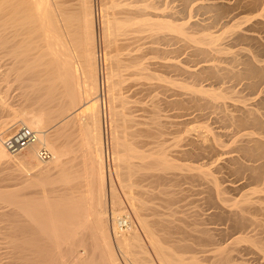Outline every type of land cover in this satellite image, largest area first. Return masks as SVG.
Instances as JSON below:
<instances>
[{"label":"bare ground","instance_id":"1","mask_svg":"<svg viewBox=\"0 0 264 264\" xmlns=\"http://www.w3.org/2000/svg\"><path fill=\"white\" fill-rule=\"evenodd\" d=\"M175 1L179 0H101V7L95 10L94 0H0V76H5L3 80L16 76L29 107L22 105V109L13 110L11 117L0 123V166L10 171L8 179L17 175L27 186L69 185L73 183V162L79 153L84 162L79 177L76 174L78 179L74 178L89 184L86 195L80 197L68 189L58 190L60 195L56 197L45 195L44 187L39 197L25 196V191L19 189H0V264H156L152 254L158 264H246L252 258L264 264V184L244 190L239 199L228 198L230 192L241 190L238 181L225 185L217 177L222 170H239L240 174L248 173L250 180L263 181L264 120L259 116L263 114L258 107L245 105L248 100L239 98L233 90L201 86L204 76L222 78L223 70L213 61L225 48L216 44L218 37L214 35L197 37L195 27L199 30V21L196 24L189 20L191 17L180 18V12L174 11ZM258 2L259 6L263 0ZM206 4L222 8L233 5L231 0H208L199 7H207ZM252 4L256 7L255 2ZM261 15L263 22L257 21L264 25V14ZM252 28L246 32H253ZM233 33L237 37L244 35L242 30ZM256 36L252 33V40L258 43ZM100 39L107 48L101 61L106 66L105 76H100ZM176 43L181 44L172 48ZM188 47L194 50L192 55H188ZM255 56L241 63L245 72L234 67L227 74L242 78L247 73L258 74L263 78L256 81L262 96L264 58ZM170 73L196 83H183L168 95L170 86L175 85L166 77ZM105 87L107 103L102 97ZM160 93L165 97H159ZM235 99L241 104L228 103ZM171 106L182 112L167 114ZM204 107L222 111L225 121L233 123L231 126L238 131L217 132L211 125L196 134L188 130L178 140L183 142L182 150L176 152L179 157L200 159L211 151L214 157H227L214 158L217 166L211 162L209 167L206 163L186 167L175 162L163 136L171 126L187 125L191 110ZM0 109L12 111L6 98L0 99ZM206 110L203 111L207 113ZM245 124L248 129L251 124L258 129L248 132ZM20 127L34 131L37 142L22 154L11 155L4 141ZM68 130L71 134L78 132V150L73 141L69 147L62 142ZM227 136L235 138L238 146L234 152L238 156L220 149L226 147L222 138ZM111 147L114 152L110 153ZM42 149L51 155L46 162L39 160ZM220 159H225V163H218ZM210 165L216 168L207 170ZM33 170L35 174L30 175ZM184 170H197L199 179L211 185L207 187L206 211H202L207 214L191 215V225L188 217L187 222L176 218L180 211L175 207L173 210L171 199L177 194L165 182L177 186L185 177H180L179 172ZM112 172L125 192V201L117 192ZM55 174L57 177L53 178ZM138 174L142 194L135 191L139 188ZM162 183V201L168 200L162 206H171L160 205L169 212L164 210L165 214L157 212L152 201L153 188ZM217 215H223L222 220L226 218L229 224L216 227ZM190 226L191 231L187 230ZM253 250L261 255L257 257ZM252 253L255 257L251 258Z\"/></svg>","mask_w":264,"mask_h":264},{"label":"rangeland","instance_id":"2","mask_svg":"<svg viewBox=\"0 0 264 264\" xmlns=\"http://www.w3.org/2000/svg\"><path fill=\"white\" fill-rule=\"evenodd\" d=\"M186 1L187 0H179V1H175V3H174V11H179L180 12L179 17L180 18H185L186 17L187 19H189L191 17V19H189V20H192V22L196 23V24L199 21L198 23H199V25H201V26L197 25V26H199V30H198L197 27H195V30L198 31L197 37H203L205 35L206 36L214 35V36L218 37V42L216 44L219 45V47H221V48H225V49H223V51L227 52V50H228V53H226V54H224L225 52H222L223 53L222 55L220 53V54H216V56L214 55L215 57L213 56L214 58H216L215 61H213V63L215 62V65L218 66L217 68H220V70H223L221 72L219 71L220 73H223L222 74V78L218 79V78H216V77H214L212 75H210V77L212 76L210 78L209 75H207L208 78L205 79L206 76H204L205 81L203 79V81L201 82V86L203 84V86H205V88L214 89V90H217V91L225 90V91L231 92L233 90L236 96H238L239 98L241 97V99H245L246 101L248 100L247 101L248 104L246 103L245 105H247V106L251 105V107H253V106L258 107L259 109L258 108L257 109L259 110V112L261 111L260 113L264 115V107H263L264 105L261 104V103H264V101L262 100V99H264V95H262L263 98H262L261 95H259L261 89L257 85L260 82V80L263 79V78H261V76H259L260 78L257 77L258 74L257 75H250L249 73H247V75L243 76V78H242V76H239V77L236 76V77H238V79L240 78L238 80L233 75L230 76V75L227 74L228 70L230 71V69L234 68V67H235V70L240 69L238 71L242 72L243 71L242 68H245V67H244V65L242 67L241 63L243 61H245L247 58H250V56L254 57L255 54H253V53H256L257 57L262 55L261 57H258V58H264L263 57L264 56V51H263L264 47H262V46H264V43H263L264 42V27H263L264 25L260 24L261 21L263 22V17H262L261 14L262 13L264 14V0L259 6L256 5V3H259L258 0H256V1L255 0L254 1L253 0H251V1L250 0H231V3H233V5H231V8H230V6L228 8L226 6H223V8H222V6L213 7V6H207V4H206L207 7L200 8L199 7L200 4H203V2L205 3L208 0H188L187 2ZM239 1H240V4H239ZM252 1L255 2V5H256V7H254V8H253L254 4H252L253 3ZM94 3H95V10H99V8L102 5L101 0H94ZM185 3H187V4H185ZM247 3H250V4H248V6H247ZM234 4H236V5L234 6ZM251 5H253V6H251ZM224 8H225V10H224ZM256 8H257V10H256ZM219 11H221L220 12L221 16L219 15L220 14ZM259 19H262V20H259ZM257 20L260 21V22H258ZM256 23L257 24L259 23V25L255 26ZM205 24H206V26H208V28H206V29H204V27H206ZM261 25H263V26H261ZM202 26H204V27L202 28ZM250 26H252L253 28L250 27ZM200 27L202 29H204V30H202ZM233 27L235 28V30H234ZM248 28H252L253 32L247 33L246 30ZM241 30H242V32L244 34L242 36L237 37L238 35L235 36L237 33H233V32H237V31H241ZM252 33H253V35H255V36L257 35L258 36V38H259L258 40L261 42L260 45L258 44L259 41H258V43H255V42H257V40H254V41L252 40V38H253L252 37ZM248 36H251V38L248 37ZM239 38H240V40H239ZM100 42H98L99 46L97 48L98 61H99V66L101 68L100 76L102 74H103V76H105V74L107 72L106 66L104 65V61L102 62L103 64L101 63V61L103 60L102 58H103V55L106 52L107 48H106V46H104L105 44L102 43L101 39H100ZM262 43H263V45H262ZM180 44L181 43H178V44L176 43L172 48H178L180 46ZM191 47L190 48L188 47V50H187V53H189L188 55H190V54L192 55L194 50H195L194 46L192 47L194 50H192ZM261 48H263V49H261ZM217 56H218V58H217ZM196 59H198V58H196ZM191 60H193V58ZM100 64H102V65H100ZM232 70L233 69H231V71ZM243 72H245V70ZM223 75H225V76H223ZM250 76H252L251 77L252 80H249V79H251ZM254 76L256 77V79H255ZM3 77H5V76H0V80H1L0 81V99L1 98H6L8 100V102L11 104V110L12 111H10V110L8 111L7 110L8 112L7 111L2 112V110L0 109V123H2L4 120L8 119L9 116H10L9 114L11 113V115H12L13 110H16V109L19 110L20 108L22 109L23 106H24V108L26 106L25 105V101H24L25 98L22 95L23 91L20 90V87L16 83V80H15L16 76H10V78H9V80L11 79L10 81L8 79L7 80L6 79L3 80ZM166 77H167L168 80L174 81V83H175V85H171L170 86V91L168 92V95L171 93L172 89L179 90L180 89L179 85H181L183 83L188 84L190 86H193L196 83L195 81H193V79H188V78H185L184 76H177L174 73H172V74L170 73ZM245 77H247L246 80H245ZM241 78H242V80H241ZM253 80L255 81V83H254ZM248 81H250V82L252 81L251 84H250V82L248 83ZM256 81H259V82L257 83ZM253 83H254V85L251 86ZM249 84H250V87H249ZM254 87L255 88L257 87L256 88L257 90L254 89ZM105 88L103 89V96L102 97L104 98V100L107 103L108 102V97H107L108 93H107V88H106V90H105ZM157 92H160V89L157 90ZM257 94L259 95V98L257 97ZM158 95H159V97H162V98L165 97L161 93L158 94ZM241 99H239V100L241 101ZM259 99H260V102H259ZM245 100H242V101L244 102ZM258 102L261 104L262 109L260 108L261 106H259L260 104ZM228 103H230V105L233 104V103H235V104L239 103L238 105L241 104L240 102H236V99H235V101L228 100ZM254 103H255V105H254ZM256 103H258L259 105L257 104L258 106H256ZM30 104H31V102H29V105ZM107 105H109V104H107ZM26 108H29V107L26 106ZM205 108L206 107H204L203 110L207 109V108L206 109ZM201 110H202L201 108H199L197 110H195V109L191 110L190 111L191 116L188 117L189 123L187 125L182 126V127L179 126L180 128L179 127H175V126H171V127H169L166 130V133L163 136V140H167V143L165 145L168 147V151L171 154V156L173 155V158L175 159V162H177V163H179L181 165L183 164L186 167H191V165L192 166H198V165H202L204 163H206L207 167H209V164H211V162H213V160L216 161L214 158H218L219 159V158L223 157V156L222 157H214L212 155V153H213L212 151H211V153H209V155H207L208 154V152H207V154H205L206 156L204 155V157L200 158L201 160L197 159L194 156L192 157L190 155H189L190 157L189 156L179 157V155H177L176 152L178 150H182L180 148V146L183 145V142H178V140H179L180 137L184 136L188 130H191L190 131L191 133L196 134L197 132L206 131L205 127L207 125H211V127H213L215 129V131L217 130V132H219V130L221 132H225V131L229 132V131H231V133H234V131H238V130H235V129H237L236 126H234V127L231 126V125H234L233 123L230 124L229 121H228L229 123H227V120L225 121L224 114H223L222 111H220V110H216V111L211 110V111H209V108H208L206 110V112L208 113L207 114V113H205V111H203V110L201 111ZM181 112L182 111L176 106H171V107H169V109H167V114H170V115H176L177 113H181ZM204 113H205V115L203 116ZM235 114L237 115L238 113H235ZM263 115L259 114V116L263 118L262 120H264V116ZM108 122H109V119H108ZM247 125H249V124H247ZM244 126L246 127V124ZM253 126L254 125L251 124L249 126L250 127L249 129L247 128L248 127L247 126L246 130L248 129L247 130L248 132L249 131L252 132V131H255V130L258 129L255 126L252 129L251 127H253ZM246 130H244V133H246ZM259 131H261V129ZM68 132H69V130H68ZM77 133L78 132L74 131L73 134H71L70 132L65 134L64 135V139H61L62 142L64 143V145L69 147L70 146L69 142L73 141L72 144L74 146V149L78 150L79 147L77 149L76 145H78L81 140H80V138H78V134ZM110 134L111 133H109L107 135L108 136L107 138H110L109 140L111 142V138H112L111 136L112 135H110ZM69 135H70V137H69ZM1 137H6V135L1 136ZM228 138H230L231 140L228 139ZM77 139H79L80 141L77 140ZM222 139L226 142V144L224 143L226 147H223V148H220V149L223 152H225V151L226 152H232V154H230V156H232V155L238 156V153L234 152V150H236V148H237L236 146H238L237 143H234L235 138L233 139L232 137H228L227 136V137H223ZM76 141H78V143ZM109 152L110 153L114 152L112 147L109 150ZM211 156H212L213 159L210 158ZM225 157H227V155H225L223 158H225ZM210 159H211V161H210ZM136 161L138 162V160H136ZM224 161H225V159L224 160L222 159V161L220 159V161H218V163L219 162L225 163ZM263 161L260 160L259 162L261 163ZM83 162L84 161L81 158V154L79 156V153H77V155H75V160L73 162V165L75 167L72 165L74 171H72L73 169L71 170L72 172H74L73 175H75V176H72L73 183L69 184V185H63V184H59V183L58 184L53 183V184L45 185V186H43L45 188V191H44L45 193L44 194L46 195L48 193L49 194V195L47 194L48 196H51V197L55 196L56 197L57 195L58 196L60 195L58 190L60 191V190H63V189H68V191H74V193L76 194L77 197H80L82 195H86V193H84V192H86L87 191L86 189L89 188V186H88L89 184L88 185L84 184V182H82L80 179L77 180L78 177H79L78 173L82 170ZM215 164L217 166V163H215ZM215 164L213 162V165H215ZM212 166L210 165V168L207 169V167H205L203 169L214 170L216 168V166L215 167L213 166L214 169L211 168ZM1 167L2 166H0V181H1L0 182V187H1L0 189L1 190H3V188H4V190L7 189V191L9 190V188L13 189L12 191L17 190V189L23 190V192L25 191L23 194L26 193L25 196L28 195V197H31V196L32 197H39L40 196L39 194L44 190V189H42L43 187H41V185L34 186V187H33V185L32 186L31 185L27 186V184L25 185L24 182H23V179L21 181V179H19L20 177L19 176L17 177V175L16 176H12L13 178L11 176H9V179H8V172H10V171L8 169H6L5 166H4V168L3 167L1 168ZM237 167L238 166H236V168ZM234 168H235V166H234ZM76 169H77V171H76ZM229 171L230 170H222L219 174H217V177H219L222 181H225V185L231 184V182L238 181L237 185H238V187L240 186L239 188H241V190L240 189L239 190L241 192L240 191H238V192L232 191L229 194H227L228 198H230V197L231 198L232 197L235 198V196H236V198L239 199L240 195L244 192V190L245 191H250V190H252V189H254V188L258 187V186H262L264 184V179H263L262 182L261 181L259 182V181H255V180H250L249 179L250 176H249L248 173L241 172V174H240V173H238L239 170L238 171L236 170L235 173H234V170L232 172L231 171L229 172ZM34 172H35V170L31 171L29 174L31 175V173H34ZM197 173H198L197 170H194V171H192V170L191 171L190 170H188V171L184 170L183 172L182 171L179 172V176L180 177H183V176H185V177L182 178L183 180L178 181L179 182L178 185L176 183L177 186H175V184L173 182L171 183L170 181L169 182L171 184L169 183L170 184V186H169L168 182L165 181L166 184H167V187L168 188L171 187V189L173 191H175V194H177V195H175L176 197H173L174 200L171 199V203L173 204V206H172L173 210L176 211V209H174V207H175V208H177L180 211L178 213V210H177V213H178L177 215H179V216L176 215L177 216L176 218H180V219L182 218L181 220H183V218H184V222L185 221L187 222V220H186L187 217H188L187 218L188 221L190 222V220L192 219L191 215L193 216V214H195L196 212L197 213L200 212L199 214H201V213L203 214L204 213L203 217L207 214V213L205 214V212H202V211H206L205 208L207 207L206 206L207 202H205V200L208 199V195L207 194H208L209 188H207V187H208L209 182L207 180H204V179L203 180L199 179V177L197 176ZM76 174L78 175V177L76 176ZM28 176H27V178H30V176L29 177ZM140 176L138 174L137 175L138 180L136 179L137 185H139V188H137L138 187L137 186L135 191L137 190L136 192L138 194L141 193L139 190L142 189V188L140 189L141 184H142V182L139 179ZM179 176L177 178L181 179ZM56 177H57V174H55L53 176V178H56ZM74 177H77V179L74 178ZM112 178H113V181H114V185H115V187L117 189V192L121 196L122 200L125 201V196H126L125 192H124V190H123V188H122V186L120 184V181L115 177V174L113 172H112ZM22 182H23V184H22ZM163 184L164 183L158 184L160 187L156 185V187L153 188V192L155 193V195H154L152 201H153V204L156 207V209H158L157 212L159 211L160 214L164 210H165V212H167L166 209H163V208L165 206L164 204L167 203L168 200L166 199L165 203H164L162 201L163 196L160 195V192L164 189L163 188L164 186L162 187ZM209 186H211V185L209 184ZM68 187H71V190ZM166 189L167 188H165V190ZM169 189H167V190H169ZM51 191H52V193H51ZM37 195H39V196H37ZM172 195H173V193H172ZM262 196H264V194H262ZM164 198H168V197H164ZM81 203L83 204V202H81ZM162 203H164L163 206H162ZM171 203H170V205H172ZM231 204H232V202L230 203V205ZM160 205L163 208H160L161 207ZM165 208H171V206L167 207V205H166ZM168 211H170V209H168ZM130 213H131V211H130ZM167 213H169V212H167ZM163 214H165V213L163 212ZM194 216H196V214ZM217 216H219V215H217ZM221 216L222 217H220V216L217 217V219H215L216 217L214 218L216 220V223L219 224V226H216V227H220L221 225H222L221 227H224V226L229 224V223H227L226 218L223 221L222 218L224 219V217H223V215H221ZM193 218H194V221H196L195 220L196 217H193ZM118 219H121V217H119ZM108 220H109L110 229L112 231L113 216L111 215V211L108 213ZM184 222L182 221V223L184 225H186ZM213 222H215V221L213 220ZM178 223L181 224V222H178ZM224 223H226V224L223 225ZM183 224H181V225H183ZM189 224L191 225V222ZM184 225H183V227H184ZM194 225H195V223H193V227H194ZM187 226H189L188 223H187ZM187 226H185V228ZM193 227L190 226V229L187 228V230L191 231V229H193ZM140 233H141V238H143V240L145 241V242L144 241L143 242L145 244H147L146 243L147 239L144 236V233L141 232V231H140ZM187 238H190V236H188ZM190 240H192V238H190L188 240V243L190 242L192 244V242ZM243 244H241V245H243ZM245 246H247V244ZM251 252H255V251L253 250ZM258 253L259 254H257L255 252L256 256L257 255H261L260 252H258ZM150 254H152V252H150ZM255 254H253V255L249 254V255H251V258H252V257H255L254 256ZM249 255H247L248 259H249ZM151 257H153L152 259L154 260V262L156 264H158L157 261L155 260L156 258H154V256H153V254L151 255ZM245 258H246V256H245ZM246 264H259V263L256 260L254 262V260L252 258L251 261L247 262Z\"/></svg>","mask_w":264,"mask_h":264},{"label":"built area","instance_id":"3","mask_svg":"<svg viewBox=\"0 0 264 264\" xmlns=\"http://www.w3.org/2000/svg\"><path fill=\"white\" fill-rule=\"evenodd\" d=\"M36 142L37 134L34 131L27 127H20L13 135L5 139L4 146L11 155H19ZM50 156L45 149L39 152V160L42 162L48 161Z\"/></svg>","mask_w":264,"mask_h":264}]
</instances>
